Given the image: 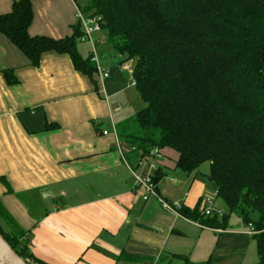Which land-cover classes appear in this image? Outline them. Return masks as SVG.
<instances>
[{
	"label": "crops",
	"instance_id": "crops-1",
	"mask_svg": "<svg viewBox=\"0 0 264 264\" xmlns=\"http://www.w3.org/2000/svg\"><path fill=\"white\" fill-rule=\"evenodd\" d=\"M14 1L0 0V13L11 11ZM33 8L31 35L73 34L75 0H34ZM101 52L100 64L111 72L104 83L98 71L94 79L78 71L68 54L48 51L32 66L0 32V201L25 231L29 262L199 264L213 258L209 264H257V243L242 219L213 228L179 207L143 198L132 174L139 159H129L126 150V163L117 145L139 93L107 39ZM6 68L14 69L18 83L6 82ZM163 153L158 191L166 201L194 208L210 196L207 190H217L204 175L177 169L176 150ZM122 252L148 258L119 259Z\"/></svg>",
	"mask_w": 264,
	"mask_h": 264
},
{
	"label": "trees",
	"instance_id": "trees-1",
	"mask_svg": "<svg viewBox=\"0 0 264 264\" xmlns=\"http://www.w3.org/2000/svg\"><path fill=\"white\" fill-rule=\"evenodd\" d=\"M33 1L15 0L11 11L0 13V32L32 66L55 51L70 55L74 67L94 79L92 53L84 57L78 48L84 33L80 19L73 34L62 38L31 35ZM75 1L85 14L102 15L108 43L122 62L132 61L146 106L120 124L119 137L126 147H136L133 158L155 147L176 150V168L204 175L229 209L221 217L205 215L201 201L194 208L182 206V215L225 229L237 212L260 231L254 235L257 264H264V0H88L85 6ZM3 75L9 85L19 82L12 68ZM163 176L159 168L154 179L158 183ZM0 232L32 260L23 244L25 231L1 201ZM144 258L122 252L119 259Z\"/></svg>",
	"mask_w": 264,
	"mask_h": 264
},
{
	"label": "built area",
	"instance_id": "built-area-1",
	"mask_svg": "<svg viewBox=\"0 0 264 264\" xmlns=\"http://www.w3.org/2000/svg\"><path fill=\"white\" fill-rule=\"evenodd\" d=\"M77 17L80 19L84 33L81 37H79L80 41H89L91 43L92 47V61L95 62L100 80L101 82H105L106 79H108L111 76V72L109 70H106L102 67L100 64V57L97 50V43L98 40L94 36L96 32H100L102 29V22L103 17L102 15H88L85 14L83 11H81L78 7V14ZM121 67L132 75V84L136 85V81L133 78V65L130 64L129 61H123L121 63ZM108 131L104 130V134H107ZM118 148L121 151L122 157L124 161H126L125 157V151L129 150H135L136 147H126L121 141H118ZM165 159L163 151L159 147L153 148L149 154L143 155L139 159V164L136 169H132V174L134 177V185L135 187H138L140 190H142L143 198L145 200H148L149 198H156L164 208L175 210L176 207L182 208L181 204L176 202L175 204H172L168 201H166L159 193L158 191V183L155 181L154 177L156 175V172L160 167V164ZM216 199H217V192L213 196H207L203 200V213L205 215H218L219 217L223 216L225 211L223 208L216 205ZM249 232L251 234H257L260 231L256 230L254 228V225L252 223H249ZM264 231V230H263ZM29 262V259H26ZM30 263V262H29Z\"/></svg>",
	"mask_w": 264,
	"mask_h": 264
},
{
	"label": "rangeland",
	"instance_id": "rangeland-1",
	"mask_svg": "<svg viewBox=\"0 0 264 264\" xmlns=\"http://www.w3.org/2000/svg\"><path fill=\"white\" fill-rule=\"evenodd\" d=\"M87 2H88V0H82L81 1V4L83 5V6H85L86 4H87ZM104 33H100L99 34V36H100V41H101V43L102 44H97V50H98V53H99V56H100V53H102L101 52V48H102V45H105L106 44V39H107V33L105 32V31H103ZM94 36H95V34H94ZM105 36V37H104ZM78 48H79V50H80V52L82 53V55L83 56H85V57H87L90 53H92V47H91V43L89 42V41H80L79 42V44H78ZM108 53H110V52H105V54H108ZM101 58V57H100ZM103 58H105L104 56H102V61H103ZM129 62H130V64H132V61L131 60H129ZM133 65V64H132ZM138 100H139V106L136 104L135 105V109H136V111L137 110H139V109H141L142 107H144V106H146V103L138 96ZM133 110V109H132ZM130 154V156H133V153H129ZM171 154H173V153H171ZM172 157L174 158V155H172ZM172 161V160H171ZM172 163H174V160L172 161ZM177 173H179V172H177ZM180 174H182V173H180ZM197 180H200V179H197ZM187 189H188V187H186V191H187ZM211 189V191L210 190H207L206 191V194L207 195H210V196H213L214 194H215V192H217V190L216 189H212V188H210ZM186 191H183V196H184V194H185V192ZM218 193V192H217ZM206 194H204V195H206ZM73 198V196H69V198L68 199H72ZM172 201H174V200H172ZM216 202H219V204L222 206L221 208H223L224 209V211H225V213L226 212H229V209L226 207V205L218 198V196H217V199H216ZM216 205H217V203H216ZM218 206V205H217ZM220 207V206H219ZM224 213V214H225ZM255 218H257V213L255 214V215H253ZM239 219H241V217H240V215L237 213V212H233L232 213V215H231V222L232 223H236ZM2 223V222H1ZM251 223V222H250ZM253 224V223H252ZM248 225H249V223H248ZM7 230H9V229H7ZM252 235H255V234H252ZM185 264H187V263H185Z\"/></svg>",
	"mask_w": 264,
	"mask_h": 264
},
{
	"label": "water",
	"instance_id": "water-1",
	"mask_svg": "<svg viewBox=\"0 0 264 264\" xmlns=\"http://www.w3.org/2000/svg\"><path fill=\"white\" fill-rule=\"evenodd\" d=\"M0 264H30L0 232Z\"/></svg>",
	"mask_w": 264,
	"mask_h": 264
}]
</instances>
